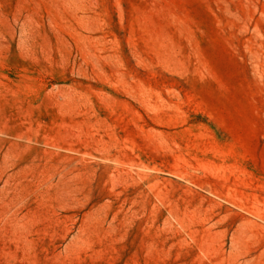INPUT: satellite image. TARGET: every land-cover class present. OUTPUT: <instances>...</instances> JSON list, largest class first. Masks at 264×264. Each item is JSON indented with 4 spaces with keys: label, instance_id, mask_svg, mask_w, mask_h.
<instances>
[{
    "label": "rangeland",
    "instance_id": "obj_1",
    "mask_svg": "<svg viewBox=\"0 0 264 264\" xmlns=\"http://www.w3.org/2000/svg\"><path fill=\"white\" fill-rule=\"evenodd\" d=\"M0 264H264V0H0Z\"/></svg>",
    "mask_w": 264,
    "mask_h": 264
}]
</instances>
